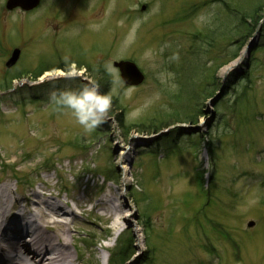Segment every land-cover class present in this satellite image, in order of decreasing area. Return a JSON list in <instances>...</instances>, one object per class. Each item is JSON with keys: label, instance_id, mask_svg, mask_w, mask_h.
Here are the masks:
<instances>
[{"label": "rangeland", "instance_id": "1", "mask_svg": "<svg viewBox=\"0 0 264 264\" xmlns=\"http://www.w3.org/2000/svg\"><path fill=\"white\" fill-rule=\"evenodd\" d=\"M83 1L72 10L67 3L50 11L62 34L21 40L19 29L0 23V54L31 41L16 68L0 67V96L17 92L34 98L98 85L111 95V108L100 128L85 131L69 110L60 111L44 97L19 101V112L28 108L30 117L9 122L21 114L12 101L9 109L3 105L8 97L0 99V120L6 123L0 125V185L8 184L16 196L39 189L60 194L78 215L95 219L96 225L74 221L84 252L87 237L99 242L86 254L89 264H111L126 247L124 264H199L208 258L222 264L217 255L224 264H264V32L254 38L252 23L256 12L264 15V0H134L132 6L125 0L116 7L108 0L105 12L116 13L106 19L98 13L105 0L97 11L95 2ZM141 2L148 3L145 14L139 12ZM195 2L200 9L187 19ZM127 6L143 17L135 33L133 24L117 23L126 18ZM126 16L132 23L135 16ZM244 41L254 47L249 54L240 45ZM42 43L49 47L34 48ZM257 45L262 48L252 62ZM121 58L134 59L145 72L140 86L122 82L113 67ZM40 64L64 74L44 79L49 71L37 73ZM72 71L77 75H69ZM246 83L251 89L238 97ZM170 144L180 153H172ZM160 153L171 155L164 159ZM56 163L57 171L50 170ZM101 171L114 181L92 179ZM26 175L34 184L15 188ZM63 184L69 193L60 191ZM102 184L129 206V218L118 217L125 225L120 232L114 230L116 216L104 207L91 212L79 200L89 193L95 205ZM213 247L217 255L210 256Z\"/></svg>", "mask_w": 264, "mask_h": 264}, {"label": "bare ground", "instance_id": "2", "mask_svg": "<svg viewBox=\"0 0 264 264\" xmlns=\"http://www.w3.org/2000/svg\"><path fill=\"white\" fill-rule=\"evenodd\" d=\"M244 50L246 51L247 47ZM228 69L229 66L225 67L224 71ZM57 75L47 72L44 79ZM30 197H26L27 205L30 207L28 211H22V207L18 205V209L12 213L15 199L10 186L0 185V264H72L77 256L68 243L71 227L66 219L67 216L74 218L76 212L67 201L55 203L53 197H48L45 192H34ZM37 203L38 206L32 207ZM115 203V199L108 193L103 205L112 218L116 216L114 230L120 232L125 225H121L118 217L129 218V213L126 212L129 206L127 203L125 205L121 203L119 206ZM100 205L101 202L98 203L99 208ZM24 214L30 224L28 231H23L26 225L21 227L19 222L15 221Z\"/></svg>", "mask_w": 264, "mask_h": 264}, {"label": "clouds", "instance_id": "3", "mask_svg": "<svg viewBox=\"0 0 264 264\" xmlns=\"http://www.w3.org/2000/svg\"><path fill=\"white\" fill-rule=\"evenodd\" d=\"M140 23L139 19L134 21L131 33H135ZM69 75L74 76L76 73ZM51 100L60 108L69 110L85 131H92L103 123L112 105L111 95L101 93L98 85L53 93Z\"/></svg>", "mask_w": 264, "mask_h": 264}, {"label": "water", "instance_id": "4", "mask_svg": "<svg viewBox=\"0 0 264 264\" xmlns=\"http://www.w3.org/2000/svg\"><path fill=\"white\" fill-rule=\"evenodd\" d=\"M122 72H123V78L124 81L130 84H138L143 80V75L135 71L136 69L133 66L126 65V63H122L120 65Z\"/></svg>", "mask_w": 264, "mask_h": 264}, {"label": "trees", "instance_id": "5", "mask_svg": "<svg viewBox=\"0 0 264 264\" xmlns=\"http://www.w3.org/2000/svg\"><path fill=\"white\" fill-rule=\"evenodd\" d=\"M264 11H262V13H263ZM259 14H260V12H256V15L254 16V18H253V22L252 23H254L253 24V26L255 27V25L259 22V20L261 19L260 18V16H259ZM246 43V41L245 42H243L242 44L244 45ZM242 44H240V45H242ZM261 46H257V49H259ZM240 48H241V46H240ZM256 51V50H255ZM254 54V50H253V53L251 54L252 55V59H253V62L256 60V57L253 55ZM236 55V54H235ZM235 55H233V56H235ZM236 57V56H235ZM250 76H251V74H249V76L247 77V80H249L250 79ZM249 78V79H248ZM240 95V94H239Z\"/></svg>", "mask_w": 264, "mask_h": 264}]
</instances>
